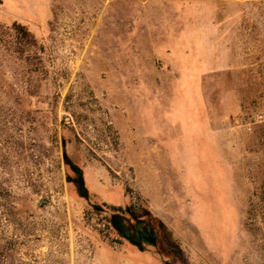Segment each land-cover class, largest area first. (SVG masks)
<instances>
[{"label": "rangeland", "instance_id": "obj_1", "mask_svg": "<svg viewBox=\"0 0 264 264\" xmlns=\"http://www.w3.org/2000/svg\"><path fill=\"white\" fill-rule=\"evenodd\" d=\"M0 264H264V0H0Z\"/></svg>", "mask_w": 264, "mask_h": 264}, {"label": "trees", "instance_id": "obj_2", "mask_svg": "<svg viewBox=\"0 0 264 264\" xmlns=\"http://www.w3.org/2000/svg\"><path fill=\"white\" fill-rule=\"evenodd\" d=\"M71 169L73 170V172L76 174L77 176V183L79 184L80 188H81V192L82 195L84 197H86L88 195V192L86 190V188L84 187V180H83V173L82 170L76 166L73 165L72 163H70ZM131 207V206H130ZM131 209V208H130ZM122 212V213H126L129 212V210L127 209V211L125 212L124 209H118L115 212ZM117 212V213H118ZM132 216V221H133V225L131 226V230L138 232V234L141 236V240L147 241L149 242L151 245H158V234L156 232V230L153 228V226L149 223L150 221H143V219H139L138 216L135 214V212L131 211L129 213ZM115 213L113 215V213L110 215L109 217V225L112 227V229L125 241L129 242L131 245H134L136 248H139V250L143 251V247L140 245V241L141 240H137L135 238V236L130 235L127 232H124L122 230H119L118 228L115 227ZM146 222V223H145ZM132 224V222H131ZM150 225V226H149ZM150 234V236H149ZM146 236V237H145ZM149 237V238H148Z\"/></svg>", "mask_w": 264, "mask_h": 264}, {"label": "built area", "instance_id": "obj_3", "mask_svg": "<svg viewBox=\"0 0 264 264\" xmlns=\"http://www.w3.org/2000/svg\"><path fill=\"white\" fill-rule=\"evenodd\" d=\"M258 119H259L260 121H262V120H263V116L260 115V116L258 117Z\"/></svg>", "mask_w": 264, "mask_h": 264}]
</instances>
